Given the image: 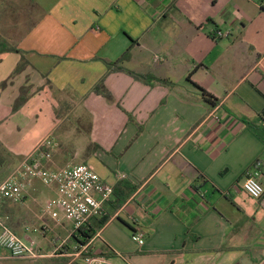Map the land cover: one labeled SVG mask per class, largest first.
Masks as SVG:
<instances>
[{
	"label": "crops",
	"instance_id": "obj_1",
	"mask_svg": "<svg viewBox=\"0 0 264 264\" xmlns=\"http://www.w3.org/2000/svg\"><path fill=\"white\" fill-rule=\"evenodd\" d=\"M263 1L0 0V50L23 53H0V142L18 167L50 138L48 169L89 164L114 186L136 187L93 238V253L110 264L264 258V197L242 189L255 169L264 186ZM134 42L126 69L169 86L108 74L102 60L117 61ZM104 77L112 103L93 91ZM73 119L86 137L68 149ZM43 185L29 180L22 202L0 209L41 257L0 248V264H84L74 255L79 233L61 209L47 212L57 192Z\"/></svg>",
	"mask_w": 264,
	"mask_h": 264
},
{
	"label": "built area",
	"instance_id": "obj_2",
	"mask_svg": "<svg viewBox=\"0 0 264 264\" xmlns=\"http://www.w3.org/2000/svg\"><path fill=\"white\" fill-rule=\"evenodd\" d=\"M218 37L224 36L217 33ZM54 143L48 139L34 154L20 166L16 167L0 185V209L5 200L21 203L24 190L31 179H39L45 186L54 187L57 198L47 203V212L55 208L62 210L64 219L73 225L75 233L91 219L99 218L103 208L113 195L114 185L104 181L95 168L89 164L69 165L59 170L48 169L44 162L52 158ZM258 169L249 173L242 183L243 191L252 199L262 200L264 186L259 180ZM126 176H119L122 181ZM136 242L142 243L145 234L138 231L133 234ZM93 238L86 244L74 247V255L84 264H110L108 259L92 251ZM0 248L8 251L12 258L36 260L41 257L36 241H23L4 221L0 215ZM257 264H264V258Z\"/></svg>",
	"mask_w": 264,
	"mask_h": 264
},
{
	"label": "trees",
	"instance_id": "obj_3",
	"mask_svg": "<svg viewBox=\"0 0 264 264\" xmlns=\"http://www.w3.org/2000/svg\"><path fill=\"white\" fill-rule=\"evenodd\" d=\"M262 8L264 10V1ZM134 42L127 51L122 55L120 59H118L115 62L102 60L106 67L108 74L110 73H126L129 76L133 77L136 80H139L141 82H144L148 85H154V84H162L165 86H169L170 84L164 80H161L155 76L148 75V74H139L133 71H130L126 69L125 65L131 60V51L134 47ZM4 52H12V53H22L20 50L14 47H6L5 49L0 50V53ZM23 54V53H22ZM27 62L25 59H23L16 70L15 74H19L27 66ZM203 92V96L205 98V101L208 102L211 106L215 107L218 104V101L216 100L213 95L208 93L207 91L201 89ZM93 91L99 95L105 98L108 102H113L112 94L106 89L105 87V77L94 87ZM27 92L29 93V88H24L21 92V96L19 99L15 102L13 110L16 112L22 105L26 103L27 98ZM15 162L14 156L12 153H10L4 145L0 142V174H2V169L13 166ZM136 189V187L130 185L129 183H119L116 186H114V192L111 197V200L105 204L103 208V214L99 218L91 219L86 225H84L79 231V236H75L77 238L76 242L78 244H86L89 239H92L95 237V235L108 223L111 216H113L129 199L130 195L133 193V191ZM124 224H126L128 227L130 225L124 221Z\"/></svg>",
	"mask_w": 264,
	"mask_h": 264
},
{
	"label": "rangeland",
	"instance_id": "obj_4",
	"mask_svg": "<svg viewBox=\"0 0 264 264\" xmlns=\"http://www.w3.org/2000/svg\"><path fill=\"white\" fill-rule=\"evenodd\" d=\"M67 119H65L62 115L59 119L60 123L61 122H65ZM74 121V119H73ZM71 126H73V132L72 130L70 131V134H71V138H72V142H70L69 144V148L68 149H71L72 146H76L78 147L79 146V143L77 142V139H83V136L86 137V134L84 135L83 134V130H80L78 126H80L78 124V122L74 121V123H71ZM50 139V138H49ZM48 139H46L44 142H46ZM85 141V146H86V150L85 151H88V143H87V140H84ZM43 142V143H44ZM81 143V142H80ZM81 145V144H80ZM19 161V160H18ZM16 168V166H8L4 169H2V175H3V179H5L11 172H13V170ZM103 170H107L104 166H102ZM109 172V171H108ZM1 175V174H0ZM44 186V185H43Z\"/></svg>",
	"mask_w": 264,
	"mask_h": 264
}]
</instances>
